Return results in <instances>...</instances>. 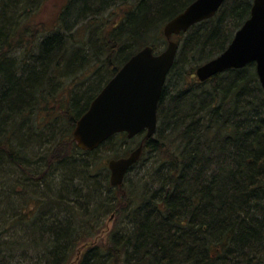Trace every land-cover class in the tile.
Listing matches in <instances>:
<instances>
[{"label":"trees","instance_id":"obj_1","mask_svg":"<svg viewBox=\"0 0 264 264\" xmlns=\"http://www.w3.org/2000/svg\"><path fill=\"white\" fill-rule=\"evenodd\" d=\"M48 1L0 0V264H264L256 65L196 77L254 0H227L176 36L156 133L142 136L122 188L98 153L127 134L83 151L74 129L133 55L149 45L161 52L164 26L195 0H63L39 22ZM147 155L161 170L152 186L132 185ZM110 214L116 223L100 239Z\"/></svg>","mask_w":264,"mask_h":264},{"label":"water","instance_id":"obj_2","mask_svg":"<svg viewBox=\"0 0 264 264\" xmlns=\"http://www.w3.org/2000/svg\"><path fill=\"white\" fill-rule=\"evenodd\" d=\"M227 0H195L163 28L168 41L166 49L155 53L146 46L133 55L92 101L88 111L78 120L73 132L79 149L95 151L109 138L126 133L133 139L143 132L144 139L153 138L158 127V109L171 72L179 43L175 36L216 16ZM256 65L264 91V0H254L250 17L236 32L227 49L196 70L200 82L232 69ZM144 143L128 156L108 163L110 183L122 188L130 169L140 160Z\"/></svg>","mask_w":264,"mask_h":264},{"label":"rangeland","instance_id":"obj_3","mask_svg":"<svg viewBox=\"0 0 264 264\" xmlns=\"http://www.w3.org/2000/svg\"><path fill=\"white\" fill-rule=\"evenodd\" d=\"M61 2H63V0H49L43 7V11H42L43 14L39 16L40 17L38 19L39 22H48L49 17L55 11L54 7L58 6ZM174 40L177 41V38L175 37ZM163 44L164 45H162L161 51H163L167 46L166 43H163ZM259 120H260V123H264V114L263 115L260 114ZM144 135L145 134L143 133L140 136H137L133 139H128L127 137V141H125L124 144L116 143L115 145H111L110 147L107 148V150L105 149L104 151L99 152L98 155L99 157H103L105 160H107L106 165L108 167V163L110 160L128 156L139 145L142 139V136L144 137ZM93 158L94 156L92 157L91 161L93 160ZM155 158H156L155 155H152V157H150L149 155L145 156L144 162L149 161L150 164L146 166V168L139 166L133 171L131 178H130V182L132 183V185L133 183H136L140 181L141 179L143 180V182L149 181V187L153 185L154 182H153V179L150 178V176H152V173H155V172L158 173L159 170H161L160 164L157 160L155 161ZM110 175L111 174L109 170V176ZM115 220L116 218L112 214H110L105 219V227L102 230L100 239H102L114 227V224L116 223Z\"/></svg>","mask_w":264,"mask_h":264},{"label":"bare ground","instance_id":"obj_4","mask_svg":"<svg viewBox=\"0 0 264 264\" xmlns=\"http://www.w3.org/2000/svg\"><path fill=\"white\" fill-rule=\"evenodd\" d=\"M166 40H167V39H166ZM167 42H168V41H167ZM177 42H178V41H177ZM178 43H179V42H178ZM167 45H168V43H167ZM166 47H167V46H166ZM165 49H166V48H165ZM165 49H164V50H165ZM164 50H163V51H164ZM161 52H162V51H161ZM196 77H197V76H196ZM198 80H199V79H198Z\"/></svg>","mask_w":264,"mask_h":264}]
</instances>
